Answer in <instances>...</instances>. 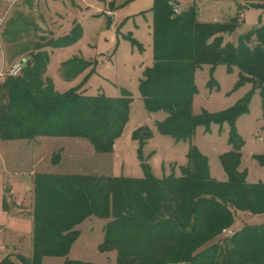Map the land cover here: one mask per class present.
<instances>
[{"label":"trees","instance_id":"1","mask_svg":"<svg viewBox=\"0 0 264 264\" xmlns=\"http://www.w3.org/2000/svg\"><path fill=\"white\" fill-rule=\"evenodd\" d=\"M173 1L154 0L150 9L152 65L142 73L139 94L148 113L166 114L156 123L157 132L177 142H191L198 126L208 132L212 124L228 123L230 150L220 156L228 180L210 177L208 159L194 145L188 148L187 164L179 167L178 176L172 170L155 178L140 152L141 178L35 174L32 254L20 256V264H42L48 256L63 257L64 264H93L67 257L79 236L76 227L90 216L107 220L98 250L115 252L118 264H264V224L245 225L221 235L231 229L237 212L264 214V184L247 183L239 170L243 141L235 127L255 90L260 93L264 117V26L242 34L236 43L224 44L222 34L234 31L236 19L203 23L193 7L175 13L169 5ZM241 1L246 8L264 9V0ZM81 34L76 24L69 34L45 45L66 47ZM29 56V65L20 75L1 81L0 139L81 138L96 153H110L128 121L130 95L123 91L118 98L89 96L80 90L86 77L75 88L57 93L42 82L48 55L37 51ZM204 65L210 72L217 66L228 71L236 68L237 87L250 84L251 91L226 111L193 115L195 72ZM89 66L93 64L65 62L64 77L75 79ZM207 84L218 89L213 80ZM141 137L138 130L133 133V138L140 139V149ZM59 159L55 153L52 164ZM256 160L264 166V157Z\"/></svg>","mask_w":264,"mask_h":264},{"label":"rangeland","instance_id":"2","mask_svg":"<svg viewBox=\"0 0 264 264\" xmlns=\"http://www.w3.org/2000/svg\"><path fill=\"white\" fill-rule=\"evenodd\" d=\"M153 2L0 0V19H3L0 50L5 57L2 60L0 53V72H6L14 61L24 59L26 62L31 58L30 53L42 51L49 57L42 82L55 92L65 93L86 77L80 90L89 96L118 98L125 91L132 99L128 121L108 154L96 153L93 146L81 138L37 137L25 140L23 143H29L33 148L30 156L27 147L25 150L15 149L10 146L14 144L0 140V264H20V256L30 258L32 254L30 214L33 210L34 175L29 194H25L23 189L18 190V195L23 198L20 203L10 197L6 189L10 183L19 184L27 180L20 170L30 165L31 156L34 164L39 157L44 160L38 167L42 173L141 178L140 152L153 176L160 179L172 170L178 176L179 167L187 164L188 148L194 145L208 159L210 177L218 182L228 180L220 164V156L230 150L228 123L212 124L208 132L203 126H198L191 142H177L157 132L156 123L163 120L166 114L161 111L148 113L144 107L138 84L144 69L152 65L150 9ZM169 5L179 12L193 7L198 21L203 23H225L236 19L238 23L234 31L222 34L224 44L236 43L242 34L264 26V9L246 8L241 0H174ZM76 24L82 31L78 41L56 49L45 45L49 40L69 34ZM130 39L137 45L132 44ZM71 60L90 62L93 66L87 67L75 79L67 80L62 65ZM209 80L217 83L218 89L209 87ZM237 81L236 68L228 71L224 66H217L210 72V67L204 65L197 69L193 115L203 112L215 114L234 107L252 89L250 84L237 87ZM235 127L243 141L239 170L245 173L247 183L264 184V166L256 160V157H264V117L258 90L253 92L247 112L237 118ZM137 130L143 140L141 149L140 139L133 138ZM59 147L64 148L63 153ZM53 152L61 153L57 164H52L50 160ZM74 156L76 158L72 160ZM15 173H20V176ZM178 200L182 201V197H178ZM106 222V219L96 216L81 222L76 227L79 236L71 246L68 259L93 264H118L115 252L101 253L98 250ZM262 224L264 214L237 212L232 230L227 229L221 235H228L230 231L240 230L245 225ZM209 245H203L197 252ZM64 260L63 257L48 256L43 258L42 264H64Z\"/></svg>","mask_w":264,"mask_h":264},{"label":"crops","instance_id":"3","mask_svg":"<svg viewBox=\"0 0 264 264\" xmlns=\"http://www.w3.org/2000/svg\"><path fill=\"white\" fill-rule=\"evenodd\" d=\"M176 2V1H175ZM187 10V9H186ZM186 10H180V11H186ZM3 20V19H2ZM3 23V22H2ZM222 23H224V22H222ZM0 53H1V50H0ZM1 58H2V60L4 59L5 60V57H4V55H3V53H1ZM21 60H24V59H21ZM20 60V61H21ZM14 62H16V61H14ZM1 140V139H0ZM25 140H27V139H16V140H3V141H6V142H10V144L12 143V144H14V145H10V146H13V147H16L15 149H26V147H27V149H29L28 150V153H29V156H30V152L32 151V147H30V144L29 143H23ZM2 144V143H1ZM3 145V144H2ZM8 145H6V147H7ZM22 147V148H21ZM58 147V146H57ZM59 149L61 150V152L63 153V147H59ZM55 153H59V152H53L52 153V155H51V158H52V156H53V154H55ZM59 154H61V153H59ZM51 158H50V160H51ZM76 158V156H74V158L72 159V160H74ZM29 159V158H28ZM79 159H80V157H79ZM20 160V159H19ZM24 160H26V157H24ZM44 161V160H43ZM42 161V157H39V158H37L36 160H35V164H34V160L32 159V156L30 157V161H29V166H31L30 168H29V166L27 167V168H25V169H23V171L22 170H20V172H22L21 173V175L22 176H27V180H25V181H23V182H19V184H15V182H14V184H11L10 183V185L8 186V187H6V189H7V191L9 192V196L10 197H13V199H15V201H18L19 203L23 200V198L21 199V197L18 195V193H19V191L18 190H22L23 189V191L25 192V194L27 193V194H29V192H30V185H31V180H32V176L33 175H35V174H39V173H42V172H39L38 171V167L40 166V164L43 162ZM36 164H37V166H36ZM36 166V169H34V167ZM37 171V172H36ZM15 174H17V173H15ZM14 174V175H15ZM20 174V173H19ZM19 174H17L18 176H20ZM15 195H18V196H15ZM20 199H21V201H20ZM231 230H232V228H231ZM238 231V230H237Z\"/></svg>","mask_w":264,"mask_h":264},{"label":"built area","instance_id":"4","mask_svg":"<svg viewBox=\"0 0 264 264\" xmlns=\"http://www.w3.org/2000/svg\"><path fill=\"white\" fill-rule=\"evenodd\" d=\"M173 11L175 13H179V11L176 8H174ZM2 22H3V20L0 19V28H1ZM24 67H25V60L14 62L13 64H11V66L9 67V69L6 72H3L1 70L0 80H2L5 76L16 77V76L20 75ZM223 233H226V230H224ZM229 234H230V232H229Z\"/></svg>","mask_w":264,"mask_h":264},{"label":"water","instance_id":"5","mask_svg":"<svg viewBox=\"0 0 264 264\" xmlns=\"http://www.w3.org/2000/svg\"><path fill=\"white\" fill-rule=\"evenodd\" d=\"M27 65H29V61H26V62H25V66H27Z\"/></svg>","mask_w":264,"mask_h":264}]
</instances>
